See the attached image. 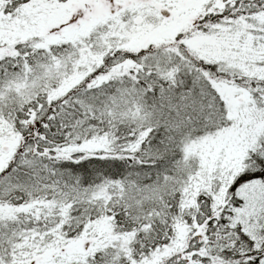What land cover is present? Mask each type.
Masks as SVG:
<instances>
[{"label":"snow or ice","instance_id":"6c2138e0","mask_svg":"<svg viewBox=\"0 0 264 264\" xmlns=\"http://www.w3.org/2000/svg\"><path fill=\"white\" fill-rule=\"evenodd\" d=\"M0 264H264V0H0Z\"/></svg>","mask_w":264,"mask_h":264}]
</instances>
